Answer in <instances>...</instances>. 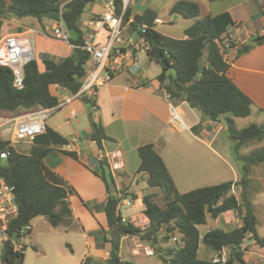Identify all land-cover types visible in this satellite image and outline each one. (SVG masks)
I'll return each mask as SVG.
<instances>
[{"label": "trees", "instance_id": "16d2710c", "mask_svg": "<svg viewBox=\"0 0 264 264\" xmlns=\"http://www.w3.org/2000/svg\"><path fill=\"white\" fill-rule=\"evenodd\" d=\"M113 1L116 11L120 12L121 0ZM96 2L97 0H73L64 7L65 25L68 29L79 32L77 40L70 39L71 45L77 47L83 44L80 21L86 7ZM59 7L60 0H0V34L5 20L33 17L43 21L42 13L59 10ZM200 13V5L189 0L178 1L170 9L171 15L194 20L193 25L184 31L186 38L183 39L159 33L155 29L158 14L150 8L134 16L128 9L124 22L132 20L129 34L139 33L145 37L149 55L154 41L162 49L169 64L167 68L162 67V73L158 76L162 91L171 103L186 102L203 117V121L192 128L193 133L200 134L205 121L218 124L227 121L226 131L236 139L237 142L233 145L239 153L253 142H264V123L251 124L241 129L236 127V119L251 115L254 102L230 78V63L222 52V47H226L229 40L225 35L235 22L228 12L208 15L202 19L199 18ZM144 27L146 31L143 33ZM257 41L263 42V38ZM229 42L232 47L235 46L231 40ZM249 49L250 47H241L239 52L245 53ZM89 61L90 55L87 52L73 48V53L60 63L45 58V71L40 72L34 59L25 66L24 88L20 90L13 85L12 71L0 66V112L15 116L36 108L59 106L60 101L52 94L51 86L64 89L74 96L82 85ZM150 61L161 65L151 57ZM170 68L174 70V76L168 78L165 72ZM90 104L94 105L95 101L91 100ZM91 125V139L102 149V142L109 139L105 129L101 122L94 119L91 120ZM67 144L68 140L64 136L46 128L28 150L19 152L0 134V155L7 153L8 161L7 166H0V173L15 187L19 206V215L12 220L8 229L11 236L39 217L45 218L53 228H73L74 216L70 198L77 192L45 163V158L52 151ZM138 154V173L147 176L148 188H157L160 191L164 206L157 204L156 195L145 193L142 196L145 207L142 215L148 219L149 227L144 230L131 222L124 223L118 205L128 193L117 189L115 178L103 160L101 172L94 173L102 178L108 194L104 206L108 229H104V233L105 242L110 244V256L104 264H134L124 262L120 256L121 240L133 236L148 240L155 249L154 254L168 264H214L212 258L199 257L201 245L210 248L214 254L224 248L229 249L230 264H234L236 254H239L238 264H247L243 259V245L248 238L254 239L256 245L264 249V237L251 236L255 230L256 218L250 214L244 215L242 204L233 193L234 187H240L242 199L253 195L249 187L251 173L253 167L264 163V146L246 154H239V159L244 162L240 181L201 187L187 193L178 191L157 145L141 146ZM68 155L78 160L75 152H68ZM132 199H137V196L133 195ZM228 212H234L240 217V227L231 230L216 228L204 235L200 233L199 227L207 224L208 216L216 220ZM162 227H165L167 234L160 237ZM168 233L181 236L182 245L179 249L165 250L161 245L171 239ZM3 259L5 264H23L24 253L14 252L11 242L8 241Z\"/></svg>", "mask_w": 264, "mask_h": 264}, {"label": "crops", "instance_id": "0c3cea01", "mask_svg": "<svg viewBox=\"0 0 264 264\" xmlns=\"http://www.w3.org/2000/svg\"><path fill=\"white\" fill-rule=\"evenodd\" d=\"M178 1L181 0H131L129 10L133 16L142 14L149 8L154 10L158 14V19L162 21V23H156L155 29L162 35L173 38L161 26L165 23L178 21V17H181L170 14V9ZM189 1L197 2L200 5V19L223 12H228L232 16L235 25L225 35V38L235 43L234 48L228 51L229 76L253 100L252 113L264 115V0ZM104 10L103 0H97L96 3L88 5L85 9L87 14L82 16L80 26L82 27L86 20L102 14ZM166 16L170 17L168 21L164 19ZM183 19L186 22L182 26L183 37L180 39L186 38L184 31L194 23V20ZM48 26L46 19L39 21L33 17L5 20L1 29L0 45L3 39L9 35L28 37L33 45L38 69L40 72H44L43 60L45 58L60 63L73 53V47L69 42L53 38L40 31V27L44 30ZM106 35L105 32L98 33L94 41L102 43L106 39ZM259 38H263V42L257 41ZM240 46L250 47V49L245 53H240ZM141 54H145L150 60L149 53L141 52L138 59L139 70L134 73H120L115 76L110 85L99 88L94 99L88 98L90 102L91 100L95 101L94 105L86 104L83 97L74 99L66 90L51 86V92L59 99L61 107L56 110L59 112L56 118L51 120L49 118V123L47 120L45 127L64 136L68 140L67 145L71 146V150L66 149L67 145L56 148L45 158V163L77 192L70 198L74 216L73 228L66 229L64 226L57 228H62L64 233L76 232L75 244L81 246V243H85L84 246L82 245L84 253L81 258L68 256L57 264H104L110 256V244L105 242L104 233V229H108L104 212L108 194L104 181L94 173L101 172L103 160L106 161L115 178L117 189L125 190L128 193L123 196V199H128L131 202V206H127L131 208V212L130 215H124V209L127 207H123L122 217L134 225H136L134 222L140 223L143 226L139 227L142 228L149 225L148 219L142 215L145 209L142 196L145 193H150L156 195L157 199L161 193L157 188H148L147 176L144 173H138L140 165L138 149L141 146L147 144L158 146L177 189L178 178L181 182L186 179L179 177L181 173L186 174V169L180 168L182 162L176 155L177 152L184 151L183 144L188 142V138L183 136L185 131L189 133L191 142L198 147L200 156L207 159L212 158L209 153L212 152L218 157L219 162L226 163L222 153L213 147L216 144L223 145L224 143V135L228 132L223 123L205 121L200 134L197 135L193 133L192 128L200 124L203 117L199 111L191 108L186 102H181L174 106L187 129L180 131L171 124L170 102L162 91L158 81L159 75L150 79L142 71ZM150 63L162 67L156 62L150 61ZM73 110L77 112V116L70 119V113ZM0 115L1 120L14 116L5 113ZM92 119L101 122L109 138L102 142V149H99L91 139ZM18 147L17 145L15 148L17 151ZM68 152H75L78 155V160L73 159L68 155ZM193 156L196 157L195 154ZM190 171L192 174L188 178L196 179L198 176L194 174L195 171L192 168ZM233 172V181H240L241 177H239L238 171L233 169ZM203 179L211 180L208 177H203ZM179 192L181 193V191ZM133 195H136L137 199H132ZM137 208H143V210L136 211ZM140 241L136 237H124L121 240L120 256L124 262H127L123 259L125 252H130L134 257H151L135 256L132 253L136 243ZM70 246L74 248L73 244ZM124 247H126V251H124ZM243 247L245 248L243 259L247 264H264V249L259 248L254 239L245 240ZM74 252L75 249L72 251L73 255ZM204 255H208V257L202 259H211L214 253H208L205 250Z\"/></svg>", "mask_w": 264, "mask_h": 264}, {"label": "built area", "instance_id": "2783aa9c", "mask_svg": "<svg viewBox=\"0 0 264 264\" xmlns=\"http://www.w3.org/2000/svg\"><path fill=\"white\" fill-rule=\"evenodd\" d=\"M73 0H60L59 10L61 11V22L46 20L49 24L44 29V33L53 38L70 43L68 28L63 20L64 7ZM104 12L92 19L84 22L80 30L83 37L81 46H73L84 50L90 55V61L86 66L85 77L79 91L73 96L74 99L82 97L95 98L99 88L110 85L115 76L123 72H136L139 70L138 59L141 52L149 53V47L144 36L139 33L129 34L130 23L124 22L126 11L130 8L131 0H121V11L117 12L113 0H103ZM155 23H162L156 19ZM146 27L143 29V33ZM105 32L106 39L102 43L95 42L98 33ZM234 47L227 40L226 47H222L225 59L228 60V51ZM35 59L33 45L30 39L23 35H9L5 37L0 45V66L7 67L13 74V85L17 89L24 88L25 66ZM167 99L168 96L166 95ZM170 102V101H169ZM170 122L180 131L186 128V125L176 107L170 102ZM36 108L34 110L13 116L8 119L0 120V134L10 142V146L16 148L23 143L33 145L36 138L42 135L45 130L46 120L60 108ZM77 116L76 111H71L70 119ZM71 150V146H66ZM0 159L7 160V153H2ZM131 206L128 199H122L118 205V211L121 213L123 207ZM19 215V206L16 200L15 187L11 185L2 173H0V264H5L3 254L6 243L11 242L13 251L16 253H25V246L22 241L31 234L32 224L15 232L12 236L9 234V226L12 220ZM124 223L130 221L124 217ZM132 223V222H131ZM135 223V222H134ZM136 224V223H135ZM137 226H143L140 223ZM161 229L165 230L164 227ZM171 241V249H179L182 245L181 236L168 233ZM140 240V236H133ZM144 242V241H143ZM132 253L135 256H152L155 250L151 245L144 244L141 241L136 243ZM214 264H230V250L224 248L221 252L212 257Z\"/></svg>", "mask_w": 264, "mask_h": 264}, {"label": "rangeland", "instance_id": "374dc122", "mask_svg": "<svg viewBox=\"0 0 264 264\" xmlns=\"http://www.w3.org/2000/svg\"><path fill=\"white\" fill-rule=\"evenodd\" d=\"M86 12L83 16H86ZM166 21L170 19L169 16L164 18ZM17 20V19H16ZM178 21L172 23H165V25L161 26L162 29L168 31L170 35H172L175 39H180L183 37L182 34V26L185 24L186 20L181 17H178ZM40 31L44 32L40 27ZM140 64L142 66V71L150 77V79H154L156 75H160L162 73V67L150 63V60L147 58L145 54H141ZM150 64V65H148ZM165 75L169 78L174 76V70L172 68L168 69L165 72ZM91 105V104H90ZM0 114H2L0 112ZM54 115L49 117L51 119H55L59 114L58 111L53 113ZM1 116V115H0ZM49 118L48 123H49ZM1 120V119H0ZM46 120V122H47ZM187 121V120H186ZM45 122V123H46ZM264 123V115L259 113H252V115L245 118L236 119V127L238 129L247 127L251 124L262 125ZM183 136L188 138V142L183 144L184 151L179 153L177 152V157L180 158V168L186 169V174L181 173L179 177H182L184 180L182 182L178 178V189L181 193H187L194 189L206 187L208 185H218L224 182L233 181L234 172L233 169L238 171L239 177L242 178V169L244 166V162L239 159L240 155L246 154L259 148L260 146H264L263 143H251L247 148H243L239 153L235 151V144L231 138V135L228 133L225 134V140L223 145L216 144L214 145V149L220 151L225 159L226 163L219 162L218 157L214 155L212 152H209L212 155V158H205L204 156H200L201 153L198 150V147L195 146L194 143L191 142L189 133L185 131ZM18 151L21 152L23 150H28L29 145H25L23 143L18 145ZM223 146V151H222ZM27 153V152H26ZM179 154V155H178ZM195 154L196 157L193 155ZM240 154V155H239ZM209 161V162H207ZM192 168L195 172L194 174L198 176L196 179H189L188 177L192 174L190 171ZM176 177L177 174H175ZM203 177L211 178V180H204ZM201 178V179H200ZM251 184L250 188L253 192V195L250 197H246L242 199V191L241 188L234 187L233 193L240 200L242 204V210L244 215L250 214L254 216L257 220L255 225L254 233H251V236L255 235L259 238L264 237V163L261 165H257L253 167L251 173ZM213 181V182H211ZM214 183V184H213ZM156 202L159 206L163 207L164 202L162 200V196H159L156 199ZM124 209V208H123ZM143 210V208H137L138 210ZM131 208L124 209V215H130ZM141 217V215H138ZM136 223V222H135ZM33 230L30 235H28L22 243L25 246L24 253V262L23 264H57L65 259L68 256H74V258H81L83 256V248L85 243H81V246L75 244L74 237L77 233H64L62 228H53L46 219L43 217L37 218L31 222ZM137 224V223H136ZM242 224L240 217L234 212H228L220 216L218 219L214 220L208 216L207 224L204 226H200L199 230L201 234H205L210 230L221 228L224 230H231L233 228L240 227ZM149 225H147L144 230L147 229ZM165 228V227H164ZM166 230H160V237L165 236ZM169 236V235H168ZM170 237V236H169ZM73 242H72V240ZM142 239V238H141ZM144 241V242H143ZM144 244H150L148 240H141ZM70 244H73L74 248H71ZM165 250L171 247V241L168 240L164 244H161ZM125 246L126 243H125ZM73 249H75L74 255L72 253ZM154 249V248H153ZM155 250V249H154ZM207 250L208 253H211L212 250L205 245H201V250L199 252V257L204 258L208 257V255H204V251ZM124 251H126V247H124ZM127 262H133L135 264H168L162 261L163 258H160L157 254L151 257H134L130 252H125L123 257Z\"/></svg>", "mask_w": 264, "mask_h": 264}, {"label": "water", "instance_id": "95a60500", "mask_svg": "<svg viewBox=\"0 0 264 264\" xmlns=\"http://www.w3.org/2000/svg\"><path fill=\"white\" fill-rule=\"evenodd\" d=\"M42 17L46 20H50V21H54V22H61V20H62L60 10H51V11L44 12V13H42ZM67 31H68V34L70 35V38L72 40H77L79 38V32L76 31L75 29H68ZM150 57L152 59L159 61L163 68H167L169 65L168 61L164 58V53H163L162 49L160 48L158 43H156L155 41L153 42V49L150 53ZM82 99L86 104H90V100L87 97H83ZM223 125L225 126V128H228V122L227 121H223ZM231 140L234 143L237 142L235 138H231ZM7 165H8L7 160L3 161L2 159H0V166L5 167ZM238 256H239V254H236L234 264H238Z\"/></svg>", "mask_w": 264, "mask_h": 264}]
</instances>
